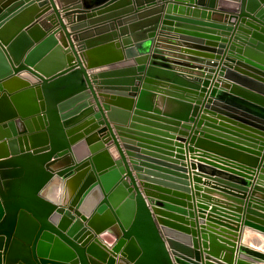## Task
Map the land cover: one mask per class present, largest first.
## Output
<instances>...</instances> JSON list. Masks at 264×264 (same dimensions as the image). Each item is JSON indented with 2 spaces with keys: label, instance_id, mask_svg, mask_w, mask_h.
I'll return each mask as SVG.
<instances>
[{
  "label": "water",
  "instance_id": "1",
  "mask_svg": "<svg viewBox=\"0 0 264 264\" xmlns=\"http://www.w3.org/2000/svg\"><path fill=\"white\" fill-rule=\"evenodd\" d=\"M193 144L264 208V0H0V264H199Z\"/></svg>",
  "mask_w": 264,
  "mask_h": 264
},
{
  "label": "crops",
  "instance_id": "2",
  "mask_svg": "<svg viewBox=\"0 0 264 264\" xmlns=\"http://www.w3.org/2000/svg\"><path fill=\"white\" fill-rule=\"evenodd\" d=\"M70 16H72V14ZM63 19L65 23L68 24V29L70 30L68 17L63 16ZM73 23L74 22H72L71 24ZM194 63L200 64L201 62L194 61ZM155 104L159 105L160 109L164 111L169 108V106L167 107L166 105L162 104V102H159V100H155ZM200 112L201 109L198 112V115L200 114ZM192 124L193 121H190V125ZM192 130L193 128L191 129V133ZM171 133H173L174 135L173 138H167V136H158L160 138L151 140V142H149L150 145L156 146L161 149L158 153L162 156L161 158L152 155L148 156L149 162L154 163L158 166V168L151 169H157V171L169 173L164 169H168L170 167L169 165L171 159H175L176 157V149L178 148V146H176L175 143H179V140H177V138L180 136L184 139L189 140V138H187L188 135L182 134L180 131L176 130ZM191 144H189V146H191ZM193 147L194 149L193 151H190V156L195 155V157L181 158L179 161H181V163H188V166H186L187 172L185 173L187 176H189V178L187 179L190 182V184L188 185L190 187V190L192 191L190 193L193 194V196L194 194H196L195 199H190L193 203V207L191 208L193 211V215L190 216L186 214L185 216L194 221L193 227L197 230L195 237L198 241V245L195 249L198 252V258L201 260L199 264H208V262L213 264H239V261H243V264H264V261L259 262L257 260L251 259L250 257H248V253L240 250L241 245H248L259 248V246H256V244H254V240L259 239L258 235L256 234L257 231L253 230V228H251L252 226L247 223V221L249 220L259 222L264 225V208L260 204H255L256 202L254 198L250 200L251 198L249 197L253 184L258 182V179L256 178L257 175L252 179H249L250 182L252 181V184L248 186L246 185L247 189L245 190L238 186L231 185L226 182H221L220 180L216 179V177L219 178V174L223 175L227 180L232 178L229 176L230 174L229 172H227L228 170H223V168H220L219 166L222 164H220L221 162H219L218 160H214L208 157H212L213 152L206 150L207 156H198V152L200 151H196V149L199 147H196L195 144H193ZM126 156L130 165H132V156L127 154ZM199 158H201V160ZM158 159H160L159 162H155ZM191 163H193V165H190ZM131 169L134 176L136 177L139 186H142L141 190L143 191L144 196L146 198L151 197L155 199L154 195L146 193L147 191L145 190L141 179L137 177V170L132 166ZM222 172L227 174H223ZM152 174L153 173H150L149 175L156 176ZM172 175L178 176L177 174ZM260 181L264 183L263 180ZM178 190L183 191L180 189ZM199 199L203 201L201 203L202 207L199 206ZM236 212L239 213V218L231 214ZM248 215H251L255 219L248 218ZM245 230H247L246 235L244 233ZM212 237L214 238L213 244H215L216 242L219 244L214 245V249L218 248V251L211 250ZM204 242L206 243V245L204 244ZM229 247L232 250H229ZM194 256L196 257V255Z\"/></svg>",
  "mask_w": 264,
  "mask_h": 264
}]
</instances>
